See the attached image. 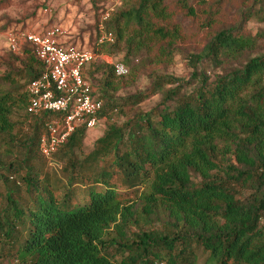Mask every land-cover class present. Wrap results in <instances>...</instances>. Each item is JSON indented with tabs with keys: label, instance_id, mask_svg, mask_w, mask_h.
Masks as SVG:
<instances>
[{
	"label": "trees",
	"instance_id": "trees-1",
	"mask_svg": "<svg viewBox=\"0 0 264 264\" xmlns=\"http://www.w3.org/2000/svg\"><path fill=\"white\" fill-rule=\"evenodd\" d=\"M263 10L252 0L239 23L263 21ZM172 14L165 0L129 2L104 23L114 43L92 50L171 58L183 37ZM238 29L217 30L205 46L203 59L220 69L213 81L194 55L190 81L164 75L117 98L111 65L84 67L98 120L115 112L123 122L108 124L88 153L77 128L53 155L57 171L38 151L55 115L26 113V86L43 67L28 50L6 54L20 67L9 65L0 90V264H197L198 251L205 264H264V53L252 55L255 39ZM155 95V106L137 108Z\"/></svg>",
	"mask_w": 264,
	"mask_h": 264
},
{
	"label": "rangeland",
	"instance_id": "rangeland-1",
	"mask_svg": "<svg viewBox=\"0 0 264 264\" xmlns=\"http://www.w3.org/2000/svg\"><path fill=\"white\" fill-rule=\"evenodd\" d=\"M134 0H0V30L23 26L26 29L40 32L47 28L57 26L67 35V42L82 49L90 50L99 48L96 41L97 13L108 11L109 17L115 11L123 8ZM195 10V17L191 18L183 13L178 0H165V4L173 12L172 21L177 23L182 32V39L178 43L177 51L171 58L159 57L155 48L136 51L129 58L120 52L114 55L113 61L122 63L128 70L124 77L115 76L117 90L115 97L125 98L135 93L149 90L155 78L172 76L183 83L192 79L194 67L190 63L191 57L200 56L197 64L199 71L205 70L210 81L215 74L220 72L208 60L205 46L211 36L219 29L230 26L238 27V33L249 35L255 39L252 55L264 53V17L263 21L252 19L239 23L240 11L246 9L252 0H185ZM95 7L99 11L95 14ZM264 13V10H263ZM100 17V15H99ZM209 25V27H207ZM98 50V49H97ZM97 63L101 64L100 60ZM19 68V63L14 62L6 54H0V90L6 91L8 85L3 81L8 72L9 65ZM228 61L224 67L232 66ZM93 71V67L89 68ZM101 80V73L94 74L91 80L93 85ZM167 88V87H166ZM159 96L155 95L138 105L141 111H148L158 102ZM123 122L122 115L112 112L106 119L98 121L93 129L86 132L84 151L88 153L94 141L98 139L108 124ZM55 161V160H54ZM47 163V162H46ZM56 163V164H55ZM48 165L52 170H59L60 165L55 161ZM11 180V179H10ZM5 188L0 183V194ZM82 202V201H81ZM207 254L198 251V263L205 264ZM2 264H9L3 261ZM210 264V263H208Z\"/></svg>",
	"mask_w": 264,
	"mask_h": 264
},
{
	"label": "built area",
	"instance_id": "built-area-1",
	"mask_svg": "<svg viewBox=\"0 0 264 264\" xmlns=\"http://www.w3.org/2000/svg\"><path fill=\"white\" fill-rule=\"evenodd\" d=\"M108 19V11L101 13L97 46L115 41L104 29ZM66 39V33L57 26L40 32L21 27L0 30V54L21 56L28 50L43 67L40 76L26 86V113L31 117L55 115L45 123V132L38 141V151L49 165L55 163L53 155L77 128L88 131L99 121L102 103L83 78L84 67L100 60L111 65L117 77L128 73L122 63L113 61L109 55L82 49Z\"/></svg>",
	"mask_w": 264,
	"mask_h": 264
}]
</instances>
